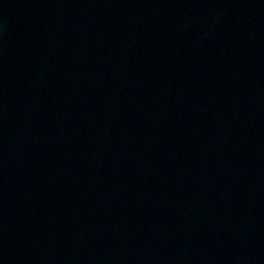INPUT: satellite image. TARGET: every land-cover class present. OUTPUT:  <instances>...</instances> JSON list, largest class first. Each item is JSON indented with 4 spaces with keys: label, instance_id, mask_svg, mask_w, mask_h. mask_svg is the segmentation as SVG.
Wrapping results in <instances>:
<instances>
[{
    "label": "water",
    "instance_id": "water-1",
    "mask_svg": "<svg viewBox=\"0 0 264 264\" xmlns=\"http://www.w3.org/2000/svg\"><path fill=\"white\" fill-rule=\"evenodd\" d=\"M0 264H264V0H0Z\"/></svg>",
    "mask_w": 264,
    "mask_h": 264
}]
</instances>
